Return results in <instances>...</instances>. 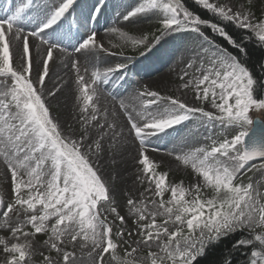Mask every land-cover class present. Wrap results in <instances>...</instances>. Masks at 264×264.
<instances>
[{
  "label": "snow or ice",
  "instance_id": "obj_1",
  "mask_svg": "<svg viewBox=\"0 0 264 264\" xmlns=\"http://www.w3.org/2000/svg\"><path fill=\"white\" fill-rule=\"evenodd\" d=\"M194 3L214 19L202 18L183 0H139L120 15L126 22L155 16V32L136 37L118 27L108 31L130 43L140 57L167 36L193 35L197 46L188 49L179 87L191 91L196 103L145 88L134 98L138 107L120 100V111H109L100 105L97 85L122 86L135 67L134 58L104 70L95 67L90 81L73 61L79 129L67 125L69 131L49 103L61 91L58 84L47 87L50 61L54 63V50L67 51L61 41L72 33L73 24L67 21L73 13L79 36L75 52L117 54L97 43L96 31L88 28L89 21L99 22L104 6L100 0L90 7L81 0H50L37 7L30 17L35 27L27 32L23 20L34 0L9 7L0 17V165L10 175L12 193L8 203L0 194V230L8 232L0 235V264H35L37 255L40 264H106V255L107 264H199L210 247L245 232L233 247L249 249L247 264H264V190L251 177L244 183L241 175L246 168L253 170L250 162L264 161V119L252 116L264 113V75L247 66L244 38L223 26L247 30L250 40L264 46V14L256 16L253 0L239 7L212 0ZM208 30L232 50L216 43ZM41 46H46L43 53ZM259 66L264 72V63ZM189 121L206 131L234 134L208 136L210 144L175 156L201 180L185 187L182 181L169 183L168 173L158 171L160 165L148 151L153 140L170 136L169 130ZM127 137L138 144L142 175L137 180L148 185L139 199L129 196L126 201L133 229L115 206L113 184L100 168L105 153L118 150ZM255 170L264 176V163ZM37 235L46 237L40 248ZM223 264L233 262L225 259Z\"/></svg>",
  "mask_w": 264,
  "mask_h": 264
},
{
  "label": "rangeland",
  "instance_id": "obj_2",
  "mask_svg": "<svg viewBox=\"0 0 264 264\" xmlns=\"http://www.w3.org/2000/svg\"><path fill=\"white\" fill-rule=\"evenodd\" d=\"M36 1L37 7H42L45 3L50 2V0ZM21 2H23V0ZM95 2L96 0H81L82 4L86 3L89 7ZM138 2L139 0H100V4L102 6L105 5L104 11L100 17L105 20L110 18L111 23L105 27V29L95 27V29H97V43L103 44L104 48L108 49L109 52L117 54L109 55L106 52H99L98 56H91L85 52L87 64L84 63V60H79V67L81 74L85 75L86 81H90L91 72L95 67L104 70L108 67H114L119 63H126V57H131V55H134L135 51H137L130 43H125L118 35L109 32V28L118 27L126 31L129 35L140 37L144 34H149L159 26L157 17L155 16H148L139 20L134 19L132 22L123 21L120 14L124 13L126 9H129L131 6H135ZM212 2L227 3L235 7H239L240 5L246 6V0H212ZM253 3L254 7L252 10L256 16L264 14V0H253ZM37 7L32 12L33 15H36ZM70 17L75 22L74 18L77 17V14L73 13ZM92 29H94L93 26L90 30ZM102 30H104V32H102ZM38 44L39 41L35 40L34 45ZM113 45L118 46L113 47ZM196 46L197 41L191 34L181 37L170 35L162 39L148 56L144 57L142 60L140 59L141 61H134L135 67L132 71L127 73V82L119 88L125 87L129 90L135 89L136 91L117 92L116 96L119 98V101L124 100L125 103L138 107L139 101L134 98L140 91L146 88L150 91H157L163 96L179 97L189 104L196 103L193 100L194 94L191 91H183L179 87L182 83L179 76L184 71V65L188 59V49ZM45 48L46 46H41L40 52L43 53ZM17 52L19 53V49H17ZM120 53H122V55ZM82 57H84V53L81 58ZM92 61L94 65L92 68H89V62ZM72 63L73 61L65 60L54 63L50 61L51 71L49 78L46 79L48 88H52L54 84L61 85V91L58 93V96L50 100L49 103L52 106L53 114L59 119L61 125L64 126L65 131H69L67 125H72L73 129H79V123L77 122L79 111L75 101L77 95L75 84L76 72L72 68ZM85 68H87V73L84 71ZM114 89L115 88L112 90ZM119 101L116 105H112L117 111H120ZM100 105L102 108L107 107L109 111L113 109H110L107 104H105V97H100ZM124 123L125 119L123 115H121L119 124L123 125ZM124 131L127 134V128H125ZM169 131L171 133L170 136L162 135L159 141L153 140L148 155L150 159L160 165L158 171L168 173L167 179L169 183H180L182 181L185 187L199 183L201 180L190 168H186L177 161L175 156L188 151L190 148L208 145L210 141L206 139L208 136L215 138L226 135L230 138L231 135L234 134L232 131L221 132L219 128L206 131L204 128L199 127L196 121L185 122ZM105 147H108L107 141H105ZM152 147L158 150L152 151ZM138 158L137 142H134L131 137H127L119 145L118 150L107 151L100 161L101 172L105 176V179H108L109 183L113 184L115 206L118 208L120 214L124 215L128 221V229H133L134 226L132 225V220L128 217L126 201L129 196L139 199V193L148 186L147 183L141 184L140 181L137 180V176L142 175L139 171L141 166L137 163ZM113 160H115V163H113ZM241 175L243 182L247 183L250 176L253 183L259 181L260 187L263 190L264 176H262L260 172H249L247 169L246 172L243 170ZM112 176L116 177L114 183L111 180ZM247 177L248 180H246ZM10 188V175H6V169L3 165H0V194L4 196L5 203H8L11 199L12 193ZM145 195L148 194L145 193ZM165 198H168L167 195ZM109 219H112V217H109ZM0 235L7 236L8 232L0 230ZM45 238L46 237L43 235H37L36 245L38 248L43 244ZM125 239H135V236L132 238L126 236ZM41 250L45 251V254H47L45 249ZM52 255H55V253H52ZM109 259L110 257L106 255V264ZM41 260L42 257L40 255L34 257L35 264H40Z\"/></svg>",
  "mask_w": 264,
  "mask_h": 264
},
{
  "label": "trees",
  "instance_id": "obj_3",
  "mask_svg": "<svg viewBox=\"0 0 264 264\" xmlns=\"http://www.w3.org/2000/svg\"><path fill=\"white\" fill-rule=\"evenodd\" d=\"M183 3L190 10H193L195 13L199 14L202 18L214 19L212 13L207 12L200 6H197L194 3V0H183ZM223 26H225L226 30L233 36L237 38L239 37L244 38L242 42L246 45L249 53L248 57L246 58L247 66L250 69H252L257 76L264 75V72H262L259 66L261 63H264V46H261L258 40L256 39L250 40L248 38L249 37L248 32L238 29L233 24L225 23ZM208 34L210 35L209 31ZM211 37L215 40L216 43L229 48L228 45L221 39H218L213 36ZM229 50L232 49L229 48ZM247 235H248L247 232H245L243 236L237 234L233 237H230L222 241L216 247H210L207 256L200 258L199 264H223V261L225 259L231 260L233 264H247L249 249L246 247H240V248L233 247L237 239L244 238Z\"/></svg>",
  "mask_w": 264,
  "mask_h": 264
},
{
  "label": "bare ground",
  "instance_id": "obj_4",
  "mask_svg": "<svg viewBox=\"0 0 264 264\" xmlns=\"http://www.w3.org/2000/svg\"><path fill=\"white\" fill-rule=\"evenodd\" d=\"M105 8V5H104ZM6 15V10L5 9H0V17H3ZM95 23L98 25V27L100 25H103L105 27V20L99 18V22L95 21ZM37 41V40H36ZM35 40H32L31 43L34 45ZM63 47H65L67 49L66 52H60L59 50H55L54 51V62H58V61H70V60H74V61H78L80 60L82 53H74V51L72 50V48H68L64 45H62ZM98 89H99V95L101 98H103L105 96V103L107 104V106L112 109V104L110 103L109 100L106 99V94L109 92V89L106 90L105 89V94L103 92V88H102V84L97 85ZM73 89V87H72ZM254 116L260 119H264V113H260V112H254Z\"/></svg>",
  "mask_w": 264,
  "mask_h": 264
}]
</instances>
